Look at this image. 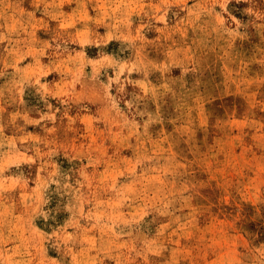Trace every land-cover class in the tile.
Wrapping results in <instances>:
<instances>
[{"label":"rangeland","instance_id":"obj_1","mask_svg":"<svg viewBox=\"0 0 264 264\" xmlns=\"http://www.w3.org/2000/svg\"><path fill=\"white\" fill-rule=\"evenodd\" d=\"M0 264H264V0H0Z\"/></svg>","mask_w":264,"mask_h":264}]
</instances>
